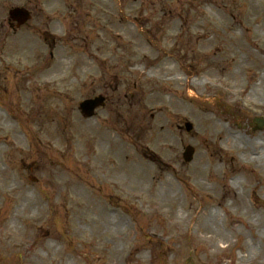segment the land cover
Returning a JSON list of instances; mask_svg holds the SVG:
<instances>
[{"label": "rangeland", "instance_id": "374dc122", "mask_svg": "<svg viewBox=\"0 0 264 264\" xmlns=\"http://www.w3.org/2000/svg\"><path fill=\"white\" fill-rule=\"evenodd\" d=\"M255 116L264 0H0V264H264Z\"/></svg>", "mask_w": 264, "mask_h": 264}, {"label": "flooded vegetation", "instance_id": "af4514ba", "mask_svg": "<svg viewBox=\"0 0 264 264\" xmlns=\"http://www.w3.org/2000/svg\"><path fill=\"white\" fill-rule=\"evenodd\" d=\"M75 16L73 17L74 24L78 22V13H74ZM73 13H31V20L26 24L25 27L31 28L34 30L33 32L41 33L43 43L46 46H50L51 48L55 49L59 43V38L55 36L53 33V24L56 22L57 18L68 19L72 17ZM9 27L13 33H17L20 31L21 28H17V22L14 20H9ZM33 23V25H32ZM72 21L68 24V27H74ZM34 26V27H31ZM23 28V27H22ZM73 32V30H72ZM51 57H53V53H51ZM106 100L109 101V97L105 96Z\"/></svg>", "mask_w": 264, "mask_h": 264}, {"label": "water", "instance_id": "95a60500", "mask_svg": "<svg viewBox=\"0 0 264 264\" xmlns=\"http://www.w3.org/2000/svg\"><path fill=\"white\" fill-rule=\"evenodd\" d=\"M12 16H20L22 17L23 21L26 20V13H29L27 9L24 8H14L10 11ZM103 98L98 97L92 100H87L81 104V108L85 116H91L93 114L94 109L102 104ZM255 122L257 123L258 127L263 128L264 127V121H262L259 118H255ZM187 129L190 130L192 128V125L190 123L186 124ZM194 154V148L192 146H188L186 148V151L184 153V158L186 161H191Z\"/></svg>", "mask_w": 264, "mask_h": 264}, {"label": "bare ground", "instance_id": "6f19581e", "mask_svg": "<svg viewBox=\"0 0 264 264\" xmlns=\"http://www.w3.org/2000/svg\"><path fill=\"white\" fill-rule=\"evenodd\" d=\"M166 67H170V64H167ZM103 138L104 139H108L109 138V134L108 132H106L105 134H103ZM212 214V213H211Z\"/></svg>", "mask_w": 264, "mask_h": 264}]
</instances>
